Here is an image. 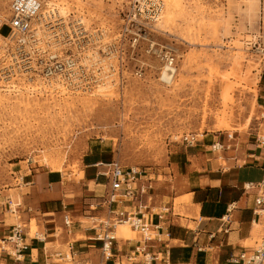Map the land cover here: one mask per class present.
Segmentation results:
<instances>
[{
  "label": "rangeland",
  "instance_id": "rangeland-1",
  "mask_svg": "<svg viewBox=\"0 0 264 264\" xmlns=\"http://www.w3.org/2000/svg\"><path fill=\"white\" fill-rule=\"evenodd\" d=\"M42 1L70 19L83 18L91 32L102 34L103 47L117 49L104 63L110 78L92 94L68 92L58 84L50 88L21 72L9 74L16 66L8 40L11 0H0V190L17 186L12 177L20 169H66L70 180L81 181L89 144L104 141L112 151L109 162L151 180L153 199H144L151 222L157 213L185 214L192 200L180 198L178 190L196 189L213 163L228 169L235 158L242 164L246 139L264 133V100L258 94L264 0H161L158 20L143 16L139 21L145 27L135 52L132 27L139 19L130 14L136 0ZM152 42L162 53L149 51ZM167 57L177 71L170 84L162 79L175 73L165 69ZM187 135L198 142L189 145ZM207 139L211 145L221 141L224 148H200ZM6 217L8 224L20 222L18 213L6 212ZM35 225L32 221L31 238ZM129 228L132 240H139ZM256 229L248 248L263 235L261 227Z\"/></svg>",
  "mask_w": 264,
  "mask_h": 264
},
{
  "label": "crops",
  "instance_id": "crops-1",
  "mask_svg": "<svg viewBox=\"0 0 264 264\" xmlns=\"http://www.w3.org/2000/svg\"><path fill=\"white\" fill-rule=\"evenodd\" d=\"M258 94L264 100V72ZM211 141L204 140L200 148L210 147ZM243 149L242 164L235 158L229 159L228 169L213 163L208 178L200 180L196 189L178 190L180 198L190 196L192 200L185 214L157 213L161 218L157 214L152 217L162 240L151 249L152 253L163 252L164 245H168L170 264H234L230 260L233 254L253 249L245 244L253 239L256 227H261L260 233L264 235V217L254 213L258 190L247 189V185L258 184L264 178V146L248 138ZM87 157L81 181L70 180L66 169H20L12 177L17 186L0 190V264H65L57 261L55 254L68 253L70 245L75 255L69 264L100 262L101 243L96 239L94 218L106 217L107 210L100 207L106 195V181L98 174L110 163L112 151L104 141L92 142ZM10 201L12 206L16 205L20 219L14 224H8L6 217ZM66 215L73 222L70 229L64 223ZM32 221H36L37 228L34 238H31ZM17 224L25 227L28 246L19 257L1 250L3 245L12 250L7 240ZM119 239L125 253L137 247L140 240H132V232L128 231Z\"/></svg>",
  "mask_w": 264,
  "mask_h": 264
},
{
  "label": "built area",
  "instance_id": "built-area-1",
  "mask_svg": "<svg viewBox=\"0 0 264 264\" xmlns=\"http://www.w3.org/2000/svg\"><path fill=\"white\" fill-rule=\"evenodd\" d=\"M162 8L161 0H136L134 10L130 14L131 18L139 19L132 27L137 31L131 43L133 52L145 27L139 21L143 16L149 20H158ZM10 12L8 40L12 49L11 58L16 66L12 69L14 73L9 74L21 72L28 75L29 79L41 78L49 87L58 84L68 92L83 94H92L100 88L105 77L110 78L109 75L105 76L104 63L106 59H112L114 49L117 48L112 45L103 47L102 34L98 31L91 32L83 18L70 19L62 15L56 6L47 5L42 0H11ZM126 32L130 33L129 27H126ZM154 50L159 49L157 44L152 42L149 51ZM124 62V57H121V63ZM169 63L174 65V59H170ZM106 67L109 71L113 69L116 72L112 64ZM262 108L264 110V106ZM260 120H264V112ZM227 136L229 139L234 137L233 134ZM184 141L191 146L198 142L195 135H187ZM256 141L260 146H264V133H256ZM210 148L212 152H216L222 150L224 145L217 141ZM104 169L98 177L106 181V195L100 207L107 210V215L104 218H94L96 239L101 243L98 264H170L168 245H164L163 252H151V249L162 242L158 233L160 228L149 222L145 213L148 205L144 203V199L149 203L154 196L151 180H144L140 171L124 168L116 160L106 163ZM254 188L258 190L254 213L258 217H264V178L258 184L247 185V189ZM9 212L14 216L17 214V209H12L11 201ZM64 223L68 229L71 228L73 222L69 215L64 217ZM120 225H128L140 236L138 246L132 251H121L119 239L116 237ZM24 229L22 224L13 227L7 240L12 245V250L9 251L5 245L1 246V250L21 256L28 249ZM167 236L169 237V234ZM74 255L70 245L68 253L58 252L55 257L60 263L69 264L73 263ZM230 260L234 264H264V235L251 251L233 254ZM77 264L93 263L87 260Z\"/></svg>",
  "mask_w": 264,
  "mask_h": 264
},
{
  "label": "bare ground",
  "instance_id": "bare-ground-1",
  "mask_svg": "<svg viewBox=\"0 0 264 264\" xmlns=\"http://www.w3.org/2000/svg\"><path fill=\"white\" fill-rule=\"evenodd\" d=\"M165 69H167L168 72H169V71L175 72V73H174V76H169V75H167V74H165V75L163 74L164 76L162 77V79H163L164 81H166L167 83L170 84V83H172V82L174 81V78H175V75H176L177 71L174 70V69L172 68L171 63H169V65H168ZM56 86H58V85H56ZM129 229H130V228H129L128 225H120V226L118 227V231H117V235H116V237L119 239V236H120L122 233L128 231Z\"/></svg>",
  "mask_w": 264,
  "mask_h": 264
}]
</instances>
